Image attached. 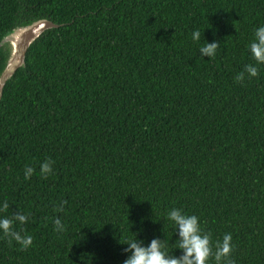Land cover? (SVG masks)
Here are the masks:
<instances>
[{"label": "trees", "instance_id": "16d2710c", "mask_svg": "<svg viewBox=\"0 0 264 264\" xmlns=\"http://www.w3.org/2000/svg\"><path fill=\"white\" fill-rule=\"evenodd\" d=\"M41 18L58 27L0 99V218L26 214L14 229L33 243L0 230V264H123L135 238L179 257L173 208L213 245L231 233L235 264H264V0H0V39ZM248 64L258 76L236 82Z\"/></svg>", "mask_w": 264, "mask_h": 264}, {"label": "clouds", "instance_id": "9594fccd", "mask_svg": "<svg viewBox=\"0 0 264 264\" xmlns=\"http://www.w3.org/2000/svg\"><path fill=\"white\" fill-rule=\"evenodd\" d=\"M201 32L199 29L193 31L192 39L199 41ZM219 42L206 43L199 51L202 56L214 57L219 48ZM250 51L256 60L257 64H264V26H260L254 33V39L250 43ZM245 73L249 77H256L259 74L258 67L248 64L245 65L243 71L238 73L234 79L236 82H242L245 79ZM55 161L51 158L46 159L40 164V173L47 178L52 174ZM35 169L31 166L25 167L24 179L28 180L33 175ZM63 201L57 211H63ZM9 203L4 201L0 211L7 212ZM168 218L173 221L178 229L179 239L176 248L182 249L183 254L179 257L171 255L168 252V244L165 239L154 238L147 246L143 245V241L132 239L124 241L128 245L124 249L125 252H130L131 255L124 260L123 264H209L210 259H214L215 264H235L231 258L233 251L231 233L223 236L222 241H216L213 245L211 233L204 232L201 229L199 218L196 215H188L182 212L181 209L173 208L168 212ZM28 220L26 214L20 212L14 213L11 217L0 218V230L3 236L8 238V242L13 240L21 245L22 249L26 250L33 243L31 235H22L21 231L14 229L15 222L25 223ZM55 230L64 231L66 226L59 218L54 220ZM215 248V251L213 250Z\"/></svg>", "mask_w": 264, "mask_h": 264}, {"label": "water", "instance_id": "95a60500", "mask_svg": "<svg viewBox=\"0 0 264 264\" xmlns=\"http://www.w3.org/2000/svg\"><path fill=\"white\" fill-rule=\"evenodd\" d=\"M58 27L57 23L41 18L27 25H17L6 31L0 39L5 55L0 71V99L6 82L17 69L25 66V54L29 45L46 29Z\"/></svg>", "mask_w": 264, "mask_h": 264}]
</instances>
